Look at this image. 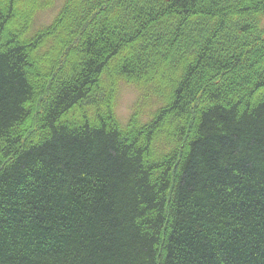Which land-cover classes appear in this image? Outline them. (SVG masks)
Instances as JSON below:
<instances>
[{
	"label": "trees",
	"instance_id": "trees-1",
	"mask_svg": "<svg viewBox=\"0 0 264 264\" xmlns=\"http://www.w3.org/2000/svg\"><path fill=\"white\" fill-rule=\"evenodd\" d=\"M54 3L0 0V264H264V0H64L29 34Z\"/></svg>",
	"mask_w": 264,
	"mask_h": 264
},
{
	"label": "rangeland",
	"instance_id": "rangeland-1",
	"mask_svg": "<svg viewBox=\"0 0 264 264\" xmlns=\"http://www.w3.org/2000/svg\"><path fill=\"white\" fill-rule=\"evenodd\" d=\"M63 3L64 0H55V3L51 8L40 11L36 16L35 22L29 34H33L42 26L50 24L61 9ZM139 96L140 91L136 86L128 84L126 82L121 83L118 93L117 114L123 126L127 124L132 113L134 112V107L136 105V102L138 101ZM152 110V108H149V110L146 111V114L143 115L144 121L147 120V118L150 116V111Z\"/></svg>",
	"mask_w": 264,
	"mask_h": 264
}]
</instances>
